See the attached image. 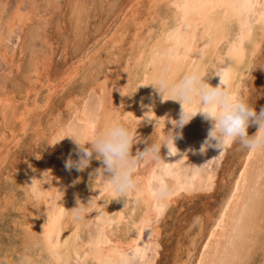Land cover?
Returning a JSON list of instances; mask_svg holds the SVG:
<instances>
[{
	"label": "rangeland",
	"instance_id": "1",
	"mask_svg": "<svg viewBox=\"0 0 264 264\" xmlns=\"http://www.w3.org/2000/svg\"><path fill=\"white\" fill-rule=\"evenodd\" d=\"M164 1L0 0V264H95L91 254L96 242L110 238L124 245L134 235L131 221L137 218L136 214H141L142 204L133 194L113 200L112 194L107 193V182L96 171L105 167L96 153L84 170L67 169L65 162L69 158L77 161L81 153L74 140L65 136L86 139L94 124L97 127L102 124L98 127L102 129L106 120L109 125L119 119L127 122L135 133L131 147L134 156L162 137L154 124L158 121L155 116L132 121L118 100L125 91L129 96L136 91L140 105L146 107L156 94L146 92L140 81L143 55L140 51L146 50V44L157 34L159 20L166 19L168 8ZM173 1L175 7L183 2ZM197 1L214 6L217 0ZM263 5L262 0H249L244 16L250 28L264 16ZM158 13L161 14L157 18ZM180 30L174 27L170 34ZM179 50L181 52L182 46ZM170 51L166 50L164 55ZM260 53L254 64L264 69V45ZM261 68L256 85L250 76L244 80L247 88H253L247 93L249 97L241 89L243 97L257 112L264 108V70ZM111 108L115 110L111 114L116 112L112 114L114 120L109 115ZM165 124L160 126L164 133ZM185 132L190 131L185 130L173 140L177 150L169 164L156 165L157 174L152 176L150 187L152 189L161 176L169 179V174L188 175L200 166L201 173H206L202 174L206 182L212 180L210 190L177 189L162 205L153 198L158 213L148 221L150 227L144 231V242L126 250V264H176L178 261L194 264L202 244L195 234L199 226L205 228L209 223L208 214L216 212L229 190L227 183L237 174V161L232 160L231 154L234 144L223 152L208 146L203 157L200 151L209 132L201 133L197 139ZM247 134L250 136L251 132ZM188 139L191 140L185 142ZM192 139L195 145L200 139L199 144L192 146ZM85 147H91L90 142H86ZM187 152L191 156L189 160L183 157ZM43 163L51 169L46 167L39 174L38 168ZM149 163L141 162L136 172L143 171ZM258 164L259 172H263V160ZM258 169L254 168L252 173L257 175ZM30 170L37 173L30 176ZM232 170L234 174L229 178L227 174ZM51 171L56 178L54 181ZM223 177L225 179L221 180ZM261 177L257 175L256 179ZM251 186L248 190L253 194L259 186ZM77 201L85 205L89 202L93 209L80 221L69 215ZM119 211H124V218L109 223L106 214L112 218ZM259 223L264 225L263 220ZM187 249H191V254ZM254 250L251 249L253 255L248 262L264 264L263 253Z\"/></svg>",
	"mask_w": 264,
	"mask_h": 264
},
{
	"label": "bare ground",
	"instance_id": "2",
	"mask_svg": "<svg viewBox=\"0 0 264 264\" xmlns=\"http://www.w3.org/2000/svg\"><path fill=\"white\" fill-rule=\"evenodd\" d=\"M181 1H183L182 4L176 7L174 6L173 0L164 1V6L168 8L167 10L169 14L166 12L168 14L165 15L166 19L165 20L163 19L162 21L159 20L160 29L158 30L157 34L151 39V42L146 44L147 47L146 50L140 51L143 52V55L141 57L142 77L140 78V81L144 83L146 87V92L155 91L156 94L147 102L146 107L140 105V101L138 100L135 90H134L135 92H133L131 96H129L128 93L126 94L127 91L124 90L125 91L124 96H121V98L119 97L118 100V102H120L123 109L124 108L126 109L125 115L128 118L132 119V121H140L143 116L146 117L151 116V118L152 116H155L156 119H158V121H156L154 124L157 127L158 129L157 131L160 136H162V132H163L160 129V126H163L165 124L163 122H168L169 123V124L167 123L168 126L165 124L166 125L165 127L167 129L165 130L166 133L164 132L163 133L168 134L169 132H171L173 134V140L175 139V137H177V135L183 133L185 130L186 131L189 130L191 137H195V139H197L200 137L199 135L201 133L209 132L213 126V123L211 120L205 119V117L202 114L197 113L187 124L183 125V127H179L178 124H174L173 121L178 122L180 119L182 105L179 101L172 100L167 95L163 97V94L159 92V90L154 85H152L153 81L163 73H167L170 76L173 75L181 76L187 71L193 69H202L206 71L207 75L205 77V80L211 86L213 87L218 86L220 84V79H222V81L227 86L237 91L243 97L241 90L242 88L244 89L243 91V93H245L244 95H247V93L249 91H252L253 89L252 87L247 88V86H245L246 84L244 85L245 78L246 77L248 78V76H250V78L252 79L251 82H253V84L257 79H259L257 78V76L260 72L261 67L257 66L256 65L257 63L254 64L255 62L254 59L256 58V56L261 54L260 49L264 45V16L259 17L257 23L253 25L254 26L253 28L252 27L250 28L248 25L249 23L247 24L245 21L244 12L247 9L246 7L248 5L249 0H217L214 6H209L205 2L200 3V1L197 0H181ZM263 1L264 0H262V3H264ZM160 14L161 13L157 14V18ZM174 27H180L181 30L177 33L170 34V31L174 29ZM180 46H182L181 52L179 50ZM169 49L171 50L170 53L164 55V52H166V50ZM177 50H179V52ZM252 63L254 64V66H252ZM257 83L259 82L257 81ZM102 95L104 96V94ZM262 95H264V93ZM105 98L107 97L105 96ZM116 98L118 97L116 96ZM115 101H117V99H115ZM263 102H264V98L262 99V103ZM260 105L261 104H259L258 107H260ZM109 111H110L109 115H111L112 118L113 117L112 114H115L116 112L111 114V112L112 111L114 112L115 110L109 109ZM112 119L114 120V118ZM100 120L103 119L100 118ZM109 120L110 119H108V121ZM98 121H96V123ZM105 123H106L105 125L107 126V120ZM105 125L104 127H106ZM99 126L100 125H98V127ZM250 128L251 131H248L249 128H247V133L251 132L250 136L254 135L258 131V125L255 123H252ZM98 129L102 130L101 128ZM252 131L254 132L252 133ZM185 133L189 134L188 132ZM206 137H204V139H206ZM190 140L191 139H188L185 142ZM198 141H200V139H198ZM198 141L196 145L199 144ZM175 143L173 141L174 146L170 147V153L166 145H161L159 155L164 162H159V163L150 162L148 167H145L143 171H137L135 173V175L139 178L140 182L138 188L129 194H133L134 198L138 200L140 204H142V208L141 206H139L140 204L138 205V207L142 209V211H140L139 209L141 214L140 215H138L139 213L136 214L137 218L135 217L136 219L135 220L132 219L133 222L131 221L132 225L135 228L134 231L135 233L129 240H126L128 242L124 243V245L121 242H119V240H111L110 238L107 239L105 242L95 241L96 248L94 247L95 249L92 251V254L90 253L92 259L95 261V264H126L125 255H124L126 250L132 247H136L140 245L142 242H144L145 240V238L143 237L144 231L148 227H150L148 221L153 216H156L158 213V211L154 206L155 200H153V197L151 195L150 180L152 176L157 174L155 173L156 170L155 168L158 167L156 165H161L164 163L169 164L173 152L175 148H177ZM192 143H191L192 146L193 145L196 146L195 143L193 142V139H192ZM181 145L183 147V143ZM179 148L180 146L178 147V149ZM188 148L186 150H189ZM193 148L195 149V147ZM190 152L193 153V151ZM205 152H207L206 148L204 151H200L203 157L205 156ZM231 152H232L231 153L232 160L237 161V171H236L237 174L236 173L234 174L233 170L228 174L226 173L229 176V178L232 174H234L231 178V181H229L228 183L227 181L225 182L227 183V185H229L227 186L229 189L228 192L225 195H223L224 197L221 199L222 202L219 204V207L217 206L218 209L215 210L216 212L212 214H208L209 217H207V220H209L208 221L209 223L207 225L205 224L206 225L204 226L205 228H202L203 226L200 224L201 226H199L195 234V236H199L201 238L202 244L200 243L201 244L200 252H198L197 256L195 255L197 259L195 258L196 261L193 262L194 264H248L250 262L249 260L251 259V256L253 255L251 253L252 248L255 249L254 251L257 252L260 251L264 255V225L261 226L259 223V221L261 220L264 221V173H263L264 171L262 172V170H260L259 172L258 169V168L261 169L258 163L261 160H263L264 162L263 159L264 155L250 154L246 150H241L239 144H234ZM189 156H190L189 152L183 155V157H185L187 160H189V158L191 157ZM46 167L48 166H46V164L43 163L42 165H40V167L38 168L39 171L37 172L40 174L42 169L44 168L46 169ZM254 168L258 169L256 174L259 177L263 176L259 178L262 180L259 181L258 178H257L258 180L256 179L257 175H254L252 173L255 171ZM37 172L35 170L32 171L30 170L29 175ZM226 172L228 171L226 170ZM53 174L54 172L51 171V175L53 176L52 178L54 181V179L56 178H54ZM202 174H206V173H201L200 166H197L195 170H193L188 175L183 174L177 176L174 174H169L168 176H170V178L167 179V182L171 190L173 189L171 191L170 196L173 193L177 192L178 191L177 189H186L187 191L197 190V189L210 190V185L212 184V180L210 182H206V180L204 179L205 175L203 176ZM223 179L225 178L223 177L221 180ZM251 184L252 186H259L257 187L258 190L256 189L254 190L253 194L252 193L250 194L248 190ZM47 187L49 186L47 185ZM43 192H45V190ZM107 193L108 194L111 193L110 190H108ZM169 197L164 202L165 204L168 202ZM112 198L114 201L116 200V198L113 197V194H112ZM106 199L107 198H105V201L108 200ZM123 212L119 211L117 214L115 212V216H113L112 218L111 216L106 214L107 216L106 219L109 220V223L110 221L120 222L124 218L122 214ZM103 234L105 235V233ZM194 238L191 239V243H192L191 245L193 247L195 243ZM123 240L125 241V239ZM48 245L49 244H47L46 246ZM66 247H68L67 244ZM187 250H188L187 252L191 254V249H187ZM175 263L182 264L181 261Z\"/></svg>",
	"mask_w": 264,
	"mask_h": 264
},
{
	"label": "clouds",
	"instance_id": "3",
	"mask_svg": "<svg viewBox=\"0 0 264 264\" xmlns=\"http://www.w3.org/2000/svg\"><path fill=\"white\" fill-rule=\"evenodd\" d=\"M206 75V71L202 69H193L181 76L163 73L152 85L163 94V97L167 95L181 103L180 119L178 122L173 121L174 124L183 127L197 113L212 121L213 126L201 151L212 146L223 152L229 146L239 144L250 154L264 155V108L257 113L248 99L227 86L222 79L218 86L213 87L206 82ZM250 123L258 125V131L252 136L247 134ZM134 135L132 127L119 119L102 130L93 125L86 139L67 135L65 137L74 140L81 155L77 161L69 158L65 162V167L67 169L75 167L77 171H82L90 164L93 153H96V158L102 160L105 166L96 171L103 176L114 198H125L138 188L140 181L135 175L137 166L141 162H164L159 155L161 145H166L169 153L170 147L174 146L173 134L162 132L161 138L133 156L131 147L135 142ZM86 142H90L91 147H85ZM105 172L108 173L107 176L104 175ZM170 194L171 188L167 179L161 176L152 187L151 195L158 203L163 204ZM91 211L93 209L89 202L85 205L77 201V206L69 210V215L73 220L80 221Z\"/></svg>",
	"mask_w": 264,
	"mask_h": 264
}]
</instances>
